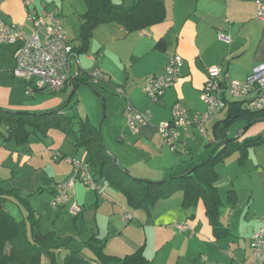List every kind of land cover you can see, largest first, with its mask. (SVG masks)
Returning <instances> with one entry per match:
<instances>
[{"label":"crops","instance_id":"1","mask_svg":"<svg viewBox=\"0 0 264 264\" xmlns=\"http://www.w3.org/2000/svg\"><path fill=\"white\" fill-rule=\"evenodd\" d=\"M30 1L36 9L45 5L58 13L74 48L80 47L82 15L87 11L85 0ZM131 1L127 0L128 3ZM161 1L166 5V19L146 29L129 32L117 22L97 26L87 48L76 50L71 77L62 90L52 91L57 93L54 97L43 93L44 89L38 90L34 96L26 93V80L13 73L15 52L20 43L2 44L0 108L15 112H47L65 105L62 113L67 116L72 102L85 100L83 96H88L86 91L92 87L103 97L108 114L116 111L121 117L120 139H116L119 145L114 147L110 141L108 146L119 164L131 175L164 180L192 172L218 144L213 124L224 118L225 113L205 123L207 136L195 124L190 125L186 147L179 146L177 150L163 143L158 125L172 118L175 103L188 109L190 115L205 110L201 92L210 67H222L220 78L227 75L243 80L256 65L264 62V22L256 18L254 0ZM0 4L6 22L21 24L24 32L31 34L33 26L27 19L24 0H0ZM221 35L230 40L222 39ZM159 41H164V49L156 47ZM175 53L185 59L181 78L166 90L159 102L154 103L146 95L144 86L150 76L164 72ZM96 69L105 74V79L93 86L88 81L76 86L77 78H88V73ZM118 87L123 88L124 94L117 92ZM129 103L152 114L151 121L138 132L132 131L127 124L124 110ZM92 123L97 126L94 121ZM236 125L239 134L234 137L232 130L229 132V137L236 138V143L257 134L264 136V119L250 126L246 122ZM30 130L31 137L26 144L19 145L14 139L4 142V138L0 137V174L4 176L0 178V188L13 186L30 192L40 187L42 192L45 188L39 185L40 176H43L41 170L50 161L54 149L70 158L88 162L86 147L75 145L60 130L50 129L47 136ZM0 132L6 135L7 126L1 125ZM47 141L50 145H46ZM38 142L45 143V147L41 143L35 154L31 144ZM239 157L240 152H234L216 170L220 176L215 183L221 198L220 222L227 228V235H215L203 198L195 206L187 207L183 203V191L178 190L171 197L160 200L151 210L135 209L121 191L104 178H97L98 190L91 192L79 181L71 190L72 201L81 207L75 217H82L85 221L94 219L96 227H92L91 234L87 232L85 239L83 233H79L77 241L83 242L82 245L67 243L64 239L55 241L56 248L53 250L58 261L71 247L81 248L85 257L95 260L93 251L85 246L86 241L95 236L103 241L107 254L119 258L142 248L152 264L241 263L251 255V239L260 226L258 218L264 216V143L248 150L244 165L240 164ZM8 160L12 161L10 167ZM54 160L58 162L54 166L55 176L64 170L59 178L68 179L74 169L72 162ZM28 162L36 163L41 169L28 168ZM12 166L20 170V178L14 177L13 173L12 177H7L13 172ZM57 185L50 189L52 196L57 191ZM129 214L132 215L130 220L127 218ZM100 216H107L108 224L101 225L98 222ZM177 222H188L192 230L179 231L175 226ZM84 248L92 256L86 255ZM50 252L49 249L42 251V264H52Z\"/></svg>","mask_w":264,"mask_h":264},{"label":"trees","instance_id":"2","mask_svg":"<svg viewBox=\"0 0 264 264\" xmlns=\"http://www.w3.org/2000/svg\"><path fill=\"white\" fill-rule=\"evenodd\" d=\"M87 11L82 15L79 31L80 47L85 50L92 37L93 30L105 23L117 22L129 32L146 29L166 19V5L161 0H85ZM164 49V41L156 44ZM86 78H77L76 86L87 83ZM66 106L47 112H15L0 108V127L7 126L6 135L0 137L7 142L14 139L17 144H26L31 137V129L47 136L48 131L56 128L69 137L77 146L86 147L88 162L94 171V177L104 178L110 185L121 191L129 205L135 209L151 210L160 200L167 199L178 190L184 194L183 203L187 207L195 206L200 198L204 199L206 215L216 236L227 235L228 230L220 222L221 198L215 183L219 174L214 166L236 151L240 152L239 162L244 165L248 150L264 143V136L257 134L236 143L229 137L230 130L238 123L248 126L264 119V109L252 111L242 101L228 103L225 117L213 124V134L218 144L209 156L189 173L164 180L138 178L131 175L115 160L103 141L100 129L88 118L74 119L65 116ZM16 190L0 188V264H42V251L49 249L52 264H152L144 255L143 249L119 258L104 251L105 244L95 236L87 241L96 259L85 257L81 248L71 247L61 261L54 253V234L42 233L37 225L35 213L27 209L23 219H17L6 207V202L18 199Z\"/></svg>","mask_w":264,"mask_h":264},{"label":"built area","instance_id":"3","mask_svg":"<svg viewBox=\"0 0 264 264\" xmlns=\"http://www.w3.org/2000/svg\"><path fill=\"white\" fill-rule=\"evenodd\" d=\"M254 2L256 18L264 22V0ZM24 4L27 19L33 26L31 34L25 33L21 24L6 22L0 4V46L20 43L15 52L13 73L26 80V93L29 96H34L38 90L46 88L54 92L60 91L71 77L72 61L76 56L75 48L58 13L45 5L41 9H36L31 6L30 0H24ZM221 38L230 40L225 35H221ZM184 66V57L175 53L170 57L162 74L148 78L144 91L152 102H159L166 90L179 81ZM208 71V78L201 92L205 110L190 115L188 109L180 103H175L172 107V118L158 125L163 143L172 150H177L179 146L186 147L188 128L192 124L207 136L208 129L205 123L225 113L231 101H242L252 111L264 109V62L256 65L243 80L233 79L227 75L220 78L222 67L219 65L210 67ZM103 79L105 74L99 69L88 73L87 81L91 85ZM116 90L121 94L125 92L121 87ZM124 114L128 126L134 132H138L152 118L150 111H141L131 103L126 106ZM53 157L72 162L74 169L70 177L58 185L51 204L54 207L69 205L71 211L78 214L81 207L76 201H72L71 190L78 181L94 191L98 190L94 172L88 162L78 161L60 152H54ZM127 218L132 219V215L129 214ZM258 219L260 226L251 239V255L238 264H264V216ZM175 226L181 232L192 230L188 222H177Z\"/></svg>","mask_w":264,"mask_h":264},{"label":"rangeland","instance_id":"4","mask_svg":"<svg viewBox=\"0 0 264 264\" xmlns=\"http://www.w3.org/2000/svg\"><path fill=\"white\" fill-rule=\"evenodd\" d=\"M93 86V85H92ZM91 87V86H90ZM43 93L47 94L48 96L54 97L57 93H53L50 89H44L42 90ZM88 96H83L85 100L81 101H73L72 105L69 106V113L67 117H73L74 119H82L88 118L95 122L97 127L100 129L103 135V141L107 148V150L114 155L111 148H109V142L114 144V147L116 145H119L118 141L120 139L119 137V129L122 125L121 117L115 112L111 113L107 112V108L104 106L103 97L99 94L98 90L93 89L92 87L89 88ZM91 92V93H90ZM89 97V100H87ZM87 98V99H86ZM222 116L224 113L221 114ZM66 116V115H65ZM221 117V116H219ZM208 126V125H207ZM235 125L231 130L234 137H236L239 134V130ZM237 128V129H236ZM56 129V128H52ZM211 127H209L210 131ZM115 135L117 138H115ZM55 138V136H54ZM118 141H117V140ZM51 140V139H50ZM107 141V142H106ZM29 142V141H28ZM27 142V143H28ZM48 142V141H47ZM61 142V141H60ZM39 144H31L34 146V152L38 151V148H40L42 142H38ZM43 144V143H42ZM112 144V145H113ZM45 143L43 144V146ZM46 145H50L49 142ZM45 147V146H44ZM58 148V147H55ZM52 151V150H51ZM55 152H60L63 154V152L54 149ZM34 155V154H33ZM39 158V156H37ZM33 159V158H32ZM50 161L47 162V165L45 168H43L41 171L43 172V176H40V182L39 185L43 186L45 189H43L42 192L39 191L41 189L38 187L37 189L27 192V191H20L18 189H15L13 186H10L11 188L7 190H16L17 193H19V196H15L18 199V202L15 199L9 200L6 202V207L11 211V213L14 214V216L18 219H23L25 217V213L27 209H31L35 213V218L37 219V225L39 230L42 233H50L52 232L54 234V242L55 241H61V239H64L67 241V243H73L74 245H82L80 241H77L79 237V233L82 232V237L85 239L89 234L92 233V227L95 226V220L90 219L83 220L82 217H75V214L71 211L70 206L66 207H54L52 206L51 202L53 199L52 192L50 189L52 187H56L57 182H63L64 180L61 177L63 171L58 172L55 176V168L54 166L57 165L54 158H53V151L52 156L49 157ZM75 159V158H74ZM32 161V160H31ZM63 161V160H61ZM80 161V160H78ZM10 163H12L11 160H8L7 165L10 167ZM15 163V162H14ZM223 164L222 162L217 163L214 166L215 170H218L220 166ZM17 166V165H15ZM28 168H32L34 170L35 168H39L36 163L28 162L27 163ZM13 172H10L7 174V177H12V173L14 177H19L18 170L14 166H12ZM41 169V168H39ZM9 171V170H8ZM73 172V171H72ZM71 172V174H72ZM70 174V175H71ZM4 177L2 174H0V178ZM11 182V181H10ZM81 184H83L81 181H79ZM77 182V183H79ZM109 184V183H108ZM58 186V185H57ZM85 186V185H84ZM88 187V186H86ZM88 189L91 191L92 189L88 187ZM93 192V191H91ZM69 207V208H68ZM66 208V209H65ZM68 208V209H67ZM109 218L107 216H100L99 221L101 225L105 226L108 224ZM76 240V241H75ZM75 241V242H74ZM89 241V240H88ZM85 242V241H84ZM87 242V241H86ZM86 246V245H85ZM87 247V246H86ZM84 252L88 256H92V253L86 248H84Z\"/></svg>","mask_w":264,"mask_h":264},{"label":"water","instance_id":"5","mask_svg":"<svg viewBox=\"0 0 264 264\" xmlns=\"http://www.w3.org/2000/svg\"><path fill=\"white\" fill-rule=\"evenodd\" d=\"M116 160V159H115Z\"/></svg>","mask_w":264,"mask_h":264}]
</instances>
